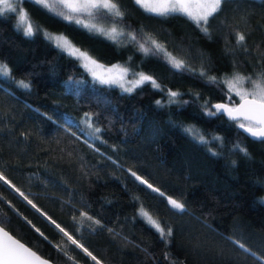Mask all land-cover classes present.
<instances>
[{
  "label": "trees",
  "instance_id": "trees-1",
  "mask_svg": "<svg viewBox=\"0 0 264 264\" xmlns=\"http://www.w3.org/2000/svg\"><path fill=\"white\" fill-rule=\"evenodd\" d=\"M15 1L35 34H24L15 13L0 15V59L11 76L0 75V174L103 264H264V139H251L211 107L237 100L227 91L229 76L264 81V0L222 2L203 25L207 33L184 13L160 15L135 0H113L123 16L105 21L135 39H111L64 19L55 6ZM42 29L160 87L126 91L97 81ZM169 92L180 94L177 103H169ZM187 124L220 139L201 143ZM146 212L165 231L170 226L171 236L162 238ZM0 224L57 264H97L2 181Z\"/></svg>",
  "mask_w": 264,
  "mask_h": 264
},
{
  "label": "snow or ice",
  "instance_id": "snow-or-ice-1",
  "mask_svg": "<svg viewBox=\"0 0 264 264\" xmlns=\"http://www.w3.org/2000/svg\"><path fill=\"white\" fill-rule=\"evenodd\" d=\"M36 3L43 4L45 7H50V5L47 4L46 0H35ZM58 3L62 4L64 7L68 8L71 12H82L86 9H99V10H108V11H114L115 16L121 17L123 16V13L119 11L118 6L116 3L113 2V0H76V2H70V0H57ZM137 4H142L143 0H135ZM222 2L227 3L228 0H163L162 3L158 4L155 7H150L149 11H157L158 9H162V11H159L158 14L164 15L169 12H182L185 15L192 18L198 25H207L209 17H214L215 14L221 11V4ZM0 5L3 7H0V15H2L5 12H11V13H17L19 16L20 24L23 26L24 34L26 36H33L34 29L33 24L28 20L27 14L23 11L18 12L17 7L11 2V0H0ZM91 14V13H89ZM64 19L72 21V18L68 15H64L61 13ZM202 22V23H201ZM75 23L77 24H83V21L77 19L75 20ZM84 27L88 28H94V25H87L84 24ZM203 30L207 33V27H203ZM37 31H39V28L37 27ZM115 31V29H113ZM45 37L53 41L55 43V46L62 51L66 52L70 57H75L77 60L84 61V67L88 68L90 71H92V68L89 67V65L95 66L96 61L92 59L88 55V53L81 51L79 48H76L66 37L64 36H52L49 33H44ZM133 39H135V35H133ZM245 41V36L242 33H237V43H243ZM153 46L157 51H163L162 47L155 43V41L152 42ZM143 48V46H141ZM145 52L149 51L147 48H143ZM173 66L177 69H185L186 66L183 64V62L176 61L175 58H170ZM0 74L4 76L9 75V69L6 65L0 64ZM93 75H95V72L93 71ZM203 75V73H201ZM97 79H101L102 83H115L117 82L115 79H102L100 77H97ZM211 80L215 82V78L212 77ZM20 85L24 88H28L29 85L24 83V81L19 82ZM136 85H142L144 83H149L153 87L159 88L160 85L156 83V81L146 74L140 73L139 79L135 82ZM132 89H126V91H131ZM180 94L177 92H169V103H177L175 98L179 96ZM252 99L247 100L245 99V103L240 106V109H237L236 111H242L245 108L248 109L249 112L253 114H246L245 119L249 121L255 122V127H246L243 123L240 124L241 128H244L245 131L250 133L253 137H259L261 139H264V92L257 93L253 92ZM157 103H160V101H157ZM183 103H187V101H183ZM205 107H208L207 104H205ZM212 108H215L216 110L220 111H226L231 116L233 109H229L226 105H214L211 106ZM209 114L215 115L216 112L211 111V108H209ZM232 119H238L236 116H232ZM89 126L92 127L90 123L89 118ZM95 132H99V128H94ZM188 132L192 133L195 137H197L201 143H207L203 135H199L198 133H195L193 129H188ZM214 139H220L219 137H214ZM239 148V145L236 146ZM241 151H244L243 149H240ZM132 176H134L140 183L147 185L149 189H152L154 192H160L158 188H153V185L150 184L147 180L143 179L140 176H137L135 172H132ZM0 181H4L5 183H10L4 177L2 174H0ZM13 187H15L13 185ZM16 191L19 192V189H16ZM21 196H24V193H20ZM160 195H164L163 193H160ZM24 199L27 200V197L24 196ZM168 202L171 205V207L181 213L186 211V206L184 203L172 199L171 197H168ZM29 204L32 202L29 200ZM35 207V205H33ZM144 215L147 217L148 223L154 227L161 235V237L165 236H171L172 230L171 227H167V231H165V228L161 226L160 223H158L156 220L152 219L151 216H149L147 213H144ZM89 219H92L89 217ZM28 223H31L30 221ZM53 224H55V221H52ZM95 223L99 224V221H95ZM34 227V226H33ZM56 228L59 229L60 232L64 233V229L60 228L59 225H56ZM37 232H39V229H36ZM0 234H2V238H0V264H48V261L42 260L40 257L36 256L34 252H32L30 249L26 248L23 244H21L19 241L14 240L9 234L3 229H0ZM67 235V233H64ZM41 236H43V233H40ZM70 240H72V243L77 245L80 248H83V245L78 244V242L74 239H72L71 236L68 237ZM46 239V237H45ZM239 243V242H237ZM241 248L244 247L243 244L239 245ZM85 253L89 257H91L92 260L96 261V257L92 255V253L88 252L86 248L83 249ZM97 264H100L99 261H97Z\"/></svg>",
  "mask_w": 264,
  "mask_h": 264
},
{
  "label": "rangeland",
  "instance_id": "rangeland-1",
  "mask_svg": "<svg viewBox=\"0 0 264 264\" xmlns=\"http://www.w3.org/2000/svg\"><path fill=\"white\" fill-rule=\"evenodd\" d=\"M11 2L17 7L18 12L23 11L25 13L24 9H22L19 5L17 6L15 0H11ZM46 2L48 5H50L49 8H52V6L58 7L62 11L61 13H63L64 15L70 16L72 18V21L79 19V20L83 21L82 25H84V24L94 25L95 26L94 28H89V29H91L93 31H97L101 34H104L111 39L112 38L118 39V38H120V36H122L126 33L131 34V36H133L132 33L125 31L124 26L121 25L120 23L119 24L116 22L107 23L105 21V19L109 20L107 16H112L113 14H115L114 11L110 12L106 9L105 10H99V9L89 8V9H86L85 11L74 13V12H71L68 8L64 7L62 4L58 3L57 0H46ZM70 2H76V0H70ZM162 2H163V0H143V3L140 5L144 9L149 11L150 7H155ZM0 7H3V6L0 5ZM96 10H98L99 12H95ZM159 11H162V9H158L157 11H151V12L159 13ZM89 13H91V14H89ZM15 15H16L17 25L23 30V26L20 24L18 14L15 13ZM113 29H115V31H113ZM42 31H43V33H49L52 36H64V37H66L62 33L54 32L51 30L42 29ZM66 38L68 39V37H66ZM137 42H138V45L141 49L149 48V46L145 42H143V40L138 39ZM74 46L76 48H79L76 45H74ZM141 46H143V48ZM80 50L83 51L82 49H80ZM83 52H85V51H83ZM93 60H95V59H93ZM79 62L84 67V61L79 60ZM0 64L7 66V64L1 59H0ZM89 67L92 68V71H90L88 68H85V67L84 68L90 73V75L93 77V79L100 81V82H101V79H97V77H100V78L106 79V80L115 79L117 82L107 83V84L115 85L119 89H122V90L130 89V88L136 86L135 82L139 79V74L143 73L141 71H131L121 62H114V63L105 65V64H102V63L96 61L95 66L89 65ZM7 68L9 69L8 66H7ZM93 71L95 72V75H93ZM9 74H10V72H9ZM143 74H145V73H143ZM0 75H2V74H0ZM2 76H4V75H2ZM7 77H9V75ZM20 80L24 81V83H27V81L24 79H20ZM17 83H19L18 79H17ZM225 85L227 87L228 93L232 94L235 97V99H238L244 95L252 96L251 94L253 92H257L258 94L261 92H264V81L261 79H258L257 77L241 76L239 74H235V75L229 76L225 79ZM229 102L233 104L234 101H232V102L229 101ZM238 122H243V120H239ZM190 128L193 129V131L195 133H198L199 135H203L207 142H209L210 140H215L214 137H216V136H214V135H212L211 137L207 136L201 130H199L197 127H195L192 124L185 125V127H184L185 131L191 137H193L197 140H199V139L197 137H195L192 133L187 131ZM167 201H168V197H167ZM148 215L151 216L150 214H148ZM146 219H147V217H146ZM152 219L156 220L153 217H152Z\"/></svg>",
  "mask_w": 264,
  "mask_h": 264
},
{
  "label": "water",
  "instance_id": "water-1",
  "mask_svg": "<svg viewBox=\"0 0 264 264\" xmlns=\"http://www.w3.org/2000/svg\"><path fill=\"white\" fill-rule=\"evenodd\" d=\"M253 97L252 96H249V95H244V96H242V97H240V98H238L237 100H236V102L234 103V104H232V103H230V102H228V101H226V100H217V101H214L212 104H211V106H214V105H217V104H220V105H226L229 109H233L234 111L232 112V114H231V116L228 114V112H226V111H220V110H217L219 113H221V114H223L226 118H229V119H232V116H236V117H238V119H235V120H246L244 117H245V115L246 114H253V113H251V112H249L248 111V109L247 108H245L244 110H242V111H236L237 109H240V106L242 105V104H244L245 103V99H247V100H251ZM215 109V108H214ZM232 120H234V119H232ZM247 121H249V120H247ZM253 125H249V124H246V123H243V122H239L238 124H237V127H238V129L239 130H241L244 134H246L248 137H250L251 139H254V140H261V138H259V137H253L250 133H248L247 131H245V129L244 128H241L240 127V124L241 123H243L246 127H249V126H251V127H255L256 125H255V122L254 121H250ZM4 184H6L8 187H10L12 190H14L16 193H18L19 195H20V192H18V191H16V188L15 187H13V185H12V183L10 182V183H5L4 181H2ZM21 196V195H20ZM23 199H24V196H21ZM25 200V199H24ZM25 201H27L28 202V200H25ZM32 207H33V204L31 203L30 204ZM33 208H35L40 214H42L49 222H51L52 223V219H50L49 217H47L45 214H43L40 210H38L36 207H33ZM52 225H54L55 227H56V225H58L57 223H55V224H53L52 223ZM61 228V227H60ZM0 229H3V231H5V232H7L8 234H9V236H11L14 240H17V241H19L21 244H23L26 248H28V249H30L32 252H34L35 254H36V256H38V257H40L42 260H46V261H48V264H57L56 262H54L52 259H50V258H48V257H46V256H44V255H42V254H40V253H38L35 249H33L31 246H29L27 243H25L24 241H22L21 239H19L18 237H16L15 235H13L9 230H7L4 226H2L1 224H0ZM59 230V229H58ZM62 233V232H61ZM64 233H66L65 231H64ZM63 233V234H64ZM65 235V234H64ZM67 238L69 237V235L67 234V235H65ZM0 238H2V234H0ZM73 239V238H72ZM72 241V240H71ZM77 246V245H76ZM78 247V246H77ZM80 250H82L83 251V249L82 248H80V247H78ZM84 252V251H83ZM85 253V252H84ZM86 255H87V253H85ZM93 255V254H92ZM88 256V255H87ZM94 256V255H93ZM89 257V256H88ZM91 258V257H90ZM94 261V260H93ZM97 261H99L100 262V264H103L99 259H97L96 258V261H94L95 263H97Z\"/></svg>",
  "mask_w": 264,
  "mask_h": 264
},
{
  "label": "flooded vegetation",
  "instance_id": "flooded-vegetation-1",
  "mask_svg": "<svg viewBox=\"0 0 264 264\" xmlns=\"http://www.w3.org/2000/svg\"><path fill=\"white\" fill-rule=\"evenodd\" d=\"M243 123H246V124H249V125H253L250 121H247V120H243Z\"/></svg>",
  "mask_w": 264,
  "mask_h": 264
},
{
  "label": "bare ground",
  "instance_id": "bare-ground-1",
  "mask_svg": "<svg viewBox=\"0 0 264 264\" xmlns=\"http://www.w3.org/2000/svg\"><path fill=\"white\" fill-rule=\"evenodd\" d=\"M29 201V200H28ZM33 204V203H32ZM34 205V204H33ZM69 235V234H68ZM79 244V243H78ZM81 245V244H80ZM82 249H84V247L82 248ZM89 252V251H88Z\"/></svg>",
  "mask_w": 264,
  "mask_h": 264
}]
</instances>
